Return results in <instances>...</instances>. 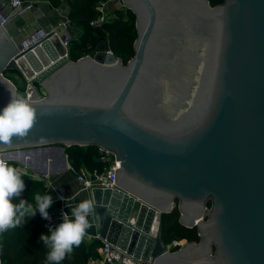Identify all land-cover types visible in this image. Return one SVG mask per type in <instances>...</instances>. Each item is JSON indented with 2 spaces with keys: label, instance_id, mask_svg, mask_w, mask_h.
<instances>
[{
  "label": "water",
  "instance_id": "water-1",
  "mask_svg": "<svg viewBox=\"0 0 264 264\" xmlns=\"http://www.w3.org/2000/svg\"><path fill=\"white\" fill-rule=\"evenodd\" d=\"M123 1L138 33L126 64L105 40L73 60L53 44L55 29L31 42L13 16L0 25V110L11 87L37 113L0 158L53 145L64 158L71 145L110 150L118 187L91 192L99 235L122 257L264 264V0ZM9 69L27 74L25 88ZM176 206L200 240L173 250L162 218Z\"/></svg>",
  "mask_w": 264,
  "mask_h": 264
},
{
  "label": "trees",
  "instance_id": "trees-1",
  "mask_svg": "<svg viewBox=\"0 0 264 264\" xmlns=\"http://www.w3.org/2000/svg\"><path fill=\"white\" fill-rule=\"evenodd\" d=\"M57 5L60 0H51ZM71 10L69 20L74 25L81 28L79 36H73L69 42V57L73 60L88 54L94 50L100 40H105L110 49L118 57H121L126 64L134 55V43L138 36L136 28V15L131 9L115 8L113 14L110 13L108 21L101 26H95L92 21L98 16L97 4L100 0H69ZM111 1V0H103ZM224 0H210L212 5L222 3ZM15 72L21 77L24 74L19 70H7ZM13 81L14 78H12ZM38 85L39 83L35 81ZM26 86L24 85L23 88ZM65 152L73 166L80 168L87 167L89 170L102 171L108 165L100 159V151L97 146L71 145L65 147ZM15 167L18 163L9 161ZM25 189L21 196L14 198L13 202L18 203L19 199H25L34 203V194L43 195L47 186L45 182L33 180L29 173L22 177ZM211 203H209L210 205ZM180 210L176 206L172 211L163 215V232L165 241H199L200 236L197 227H188L180 222ZM44 234L43 218L39 211L34 217L29 218L22 225L11 228L0 234V260L2 264H48L46 255L48 248L44 246L40 239ZM102 241L94 238L90 241L83 240L79 247H75L73 252L66 256L61 264H87L90 258L100 257L99 247ZM180 245L173 247L176 250Z\"/></svg>",
  "mask_w": 264,
  "mask_h": 264
},
{
  "label": "clouds",
  "instance_id": "clouds-1",
  "mask_svg": "<svg viewBox=\"0 0 264 264\" xmlns=\"http://www.w3.org/2000/svg\"><path fill=\"white\" fill-rule=\"evenodd\" d=\"M8 90L11 98L0 110L2 145H10L14 137H27L37 118L36 109L29 99L11 87H8ZM25 175L26 170L0 158V234L22 225L34 217L37 211L43 219H50L48 209L53 204V198L49 194H34V203L25 199H19L18 203L13 202L25 189L22 178ZM32 179L35 180L37 177L33 176ZM59 199L65 200V197L60 196ZM66 206L70 209V214L62 212V222L49 229L50 235L40 237L44 246L48 248L46 255L48 264H61L75 247L80 246L88 229L93 226V221L98 219L95 215L96 205L92 199L82 200L74 207L66 202ZM89 217H93V221H90Z\"/></svg>",
  "mask_w": 264,
  "mask_h": 264
},
{
  "label": "crops",
  "instance_id": "crops-1",
  "mask_svg": "<svg viewBox=\"0 0 264 264\" xmlns=\"http://www.w3.org/2000/svg\"><path fill=\"white\" fill-rule=\"evenodd\" d=\"M13 0H0V16L12 17L11 27L14 30L22 29V26H26L32 30L31 36L37 31L45 30H57L54 37L57 38V45H61L59 39L63 33L69 32L72 36H79L81 28L74 25L69 20V13L71 10V1L60 0L57 5L52 4L51 0H23V5L15 7ZM110 2V1H109ZM119 8L117 0H111L109 11L113 14V10ZM21 9V14L17 15V11ZM69 21L68 26L65 28L62 23ZM27 28V29H28ZM30 36V37H31ZM53 37V38H54ZM21 77L15 72H10L6 76L13 81L17 88H22L25 83H29L30 80L25 72ZM42 94L41 90L37 88ZM25 152L28 149L24 150ZM65 158L62 155V150L59 146L53 145L48 147L32 148V155L28 156L21 149L11 150L6 152V158L9 161H15L18 166L26 168L28 173L39 174L45 177L44 181L47 190L44 194H49L53 198V204L49 207V211H60L70 214V209L66 206V202L71 206H75L80 201L85 199H92L91 189L82 188L81 184L76 178V174L71 170L72 163L66 155L65 148L63 149ZM26 155V156H25ZM80 171H90L87 167L81 166L77 168ZM43 194V195H44ZM60 196L65 197V200L59 199ZM96 215V212H95ZM90 221H93V217H89ZM99 234V227L97 219L93 221V226L88 229L85 236V240L90 241ZM181 242V241H180ZM170 244V243H169ZM101 247H99V253H101ZM117 255L116 262L114 264H136L135 260L131 258L122 257L120 253L114 251ZM100 257L90 258L87 264H112L110 262H101ZM0 264L1 260H0Z\"/></svg>",
  "mask_w": 264,
  "mask_h": 264
},
{
  "label": "built area",
  "instance_id": "built-area-1",
  "mask_svg": "<svg viewBox=\"0 0 264 264\" xmlns=\"http://www.w3.org/2000/svg\"><path fill=\"white\" fill-rule=\"evenodd\" d=\"M13 5L15 7H19L23 5V0H13ZM108 3L109 1H103L100 0L97 4L99 14L98 16L92 21V24L95 26H101L104 22L108 21L110 18V12L108 11ZM8 19V16H0V25L5 23ZM69 21H65L62 23V25L66 28L68 26ZM47 32L43 33L40 31H37L33 36L30 37L31 42H35L37 40L38 36H46ZM72 34L69 32H65L60 37L61 43L63 44L64 48L69 50V42L72 39ZM53 39V38H52ZM112 51V50H111ZM113 52V51H112ZM69 55V54H68ZM100 151V159L104 162H106L108 165L105 167L104 170L98 171L94 170L92 172L90 171H80L75 166H71V170L76 174V178L78 182L81 184L82 188L85 189H92L94 186H99L102 188H116L118 187L117 184L114 183L113 180V171L114 168L120 167V165H116V161H119V159H115L114 153L110 150L99 148ZM8 162L9 160L6 159ZM18 168H22L20 166H17ZM26 170V168H22ZM28 173V171L26 170ZM31 177L35 176L37 177V180L44 181L45 177L39 174L29 173ZM62 212H64L63 209L60 211H49L50 219L45 220L43 219V229L45 235H50L49 229L55 228L59 223L62 222ZM96 238L100 239L102 241L101 245V253H100V261L101 262H110L114 264L116 262V249H114V246L112 243L108 242L105 239H102L100 235L98 234ZM180 241H173L172 247H175L176 245H182L180 244ZM118 252V251H117ZM119 253V252H118Z\"/></svg>",
  "mask_w": 264,
  "mask_h": 264
},
{
  "label": "rangeland",
  "instance_id": "rangeland-1",
  "mask_svg": "<svg viewBox=\"0 0 264 264\" xmlns=\"http://www.w3.org/2000/svg\"><path fill=\"white\" fill-rule=\"evenodd\" d=\"M111 2V1H110ZM110 2L108 3V11H109V6H110ZM117 4H118V7L119 8H123V9H127V6L124 4V1L123 0H117ZM129 9V8H128ZM110 12V11H109ZM57 38L56 37H54L53 39H52V42H53V44L55 45V47L58 49V50H64L65 48H64V46H63V44L61 43V40L59 39V41H60V43H61V45H57ZM68 47H69V45H68ZM39 83V82H38ZM27 84H28V82L27 83H25V86H27ZM33 84L37 87V88H39L40 90H41V92H42V95H45L46 94V91H45V89H43L42 88V86H40V84H36L35 83V80H33ZM22 88H23V86H21ZM186 243V241H181V243L180 244H182V245H184ZM173 249V248H172Z\"/></svg>",
  "mask_w": 264,
  "mask_h": 264
}]
</instances>
